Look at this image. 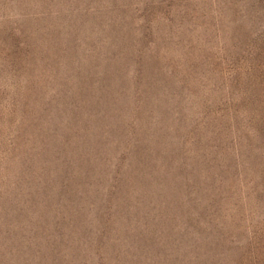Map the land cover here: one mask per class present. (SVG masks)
<instances>
[{
	"label": "rangeland",
	"instance_id": "1",
	"mask_svg": "<svg viewBox=\"0 0 264 264\" xmlns=\"http://www.w3.org/2000/svg\"><path fill=\"white\" fill-rule=\"evenodd\" d=\"M0 264H264V0H0Z\"/></svg>",
	"mask_w": 264,
	"mask_h": 264
}]
</instances>
